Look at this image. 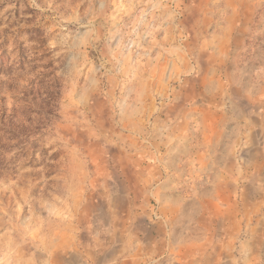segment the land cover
<instances>
[{
    "label": "rangeland",
    "instance_id": "1",
    "mask_svg": "<svg viewBox=\"0 0 264 264\" xmlns=\"http://www.w3.org/2000/svg\"><path fill=\"white\" fill-rule=\"evenodd\" d=\"M139 237L264 264V0H0V264Z\"/></svg>",
    "mask_w": 264,
    "mask_h": 264
},
{
    "label": "crops",
    "instance_id": "2",
    "mask_svg": "<svg viewBox=\"0 0 264 264\" xmlns=\"http://www.w3.org/2000/svg\"><path fill=\"white\" fill-rule=\"evenodd\" d=\"M140 215H143L141 213H139ZM162 241L164 242V245L166 246V239H162ZM132 251V252H130ZM146 253V249L144 248V238H138L137 239V243L133 244V245H125L124 247H122V250L120 251V253L117 255L118 258L117 262L119 264H141L142 261V256ZM119 257H123V260L120 259ZM103 264H115V259L114 260H107L105 263Z\"/></svg>",
    "mask_w": 264,
    "mask_h": 264
}]
</instances>
